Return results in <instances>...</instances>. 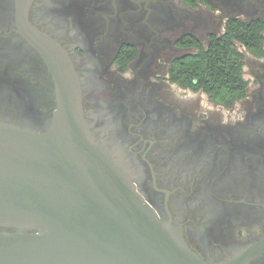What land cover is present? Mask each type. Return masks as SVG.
Masks as SVG:
<instances>
[{
	"label": "flooded vegetation",
	"instance_id": "af4514ba",
	"mask_svg": "<svg viewBox=\"0 0 264 264\" xmlns=\"http://www.w3.org/2000/svg\"><path fill=\"white\" fill-rule=\"evenodd\" d=\"M29 20L72 59L96 141L194 251L220 263L264 238V0H33ZM231 61L232 102L202 84L222 63L228 82ZM55 106L16 0H0V120L47 130Z\"/></svg>",
	"mask_w": 264,
	"mask_h": 264
},
{
	"label": "water",
	"instance_id": "95a60500",
	"mask_svg": "<svg viewBox=\"0 0 264 264\" xmlns=\"http://www.w3.org/2000/svg\"><path fill=\"white\" fill-rule=\"evenodd\" d=\"M32 2L16 0L17 23L50 69L56 106L47 130L0 120V264H246L264 252L262 238L209 263L161 218L96 141L72 59L30 22Z\"/></svg>",
	"mask_w": 264,
	"mask_h": 264
},
{
	"label": "trees",
	"instance_id": "16d2710c",
	"mask_svg": "<svg viewBox=\"0 0 264 264\" xmlns=\"http://www.w3.org/2000/svg\"><path fill=\"white\" fill-rule=\"evenodd\" d=\"M234 62L231 61V66H230V74H229V81L227 82L228 75L226 74V68L225 66L221 65V68L219 71H216L215 69H212L214 71L211 72L210 77H205L202 82L206 86L207 90H212L215 86H222L224 88L225 86L229 85L230 92H224V93H219L216 90L213 93L214 98L219 99V100H225L227 96L231 97V102L233 100V97H238L240 95V87H241V78L238 73L235 72ZM179 69V68H178ZM178 81L183 83L184 85H189L192 81V77L187 76L186 74L183 76L178 75Z\"/></svg>",
	"mask_w": 264,
	"mask_h": 264
},
{
	"label": "rangeland",
	"instance_id": "374dc122",
	"mask_svg": "<svg viewBox=\"0 0 264 264\" xmlns=\"http://www.w3.org/2000/svg\"><path fill=\"white\" fill-rule=\"evenodd\" d=\"M201 101L203 102V101H205V99H201Z\"/></svg>",
	"mask_w": 264,
	"mask_h": 264
}]
</instances>
